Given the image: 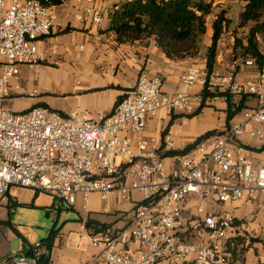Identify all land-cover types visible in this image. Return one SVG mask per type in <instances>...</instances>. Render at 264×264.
Returning <instances> with one entry per match:
<instances>
[{
  "label": "built area",
  "instance_id": "2783aa9c",
  "mask_svg": "<svg viewBox=\"0 0 264 264\" xmlns=\"http://www.w3.org/2000/svg\"><path fill=\"white\" fill-rule=\"evenodd\" d=\"M103 17L104 10L91 4L74 11L75 20L96 26ZM59 20L42 0H0V202L12 186L47 191L59 199L58 209L74 207L80 199L87 209L93 193L105 201L117 195L133 201L134 213L120 230L90 234L93 245H103L104 264L231 263L242 233L222 205L264 193V161L257 164L242 140L244 134L264 140V57L260 64L251 56L242 59L256 68V76L244 80L236 77V61L226 74L213 71L209 79L198 66L185 71L181 80L190 88H204L208 81L210 89L228 92L232 103L254 97L257 104L243 108L223 133L197 143L168 168L164 154L174 141L169 135L162 141L146 136L148 119L161 110L193 112L194 98L186 91L165 93L159 75H140L113 112L97 118L43 105L24 111L5 107L11 91L21 87V66L46 59L47 50L38 43ZM195 218L199 221L193 223ZM37 246L36 258L47 253ZM16 262L34 264L35 259Z\"/></svg>",
  "mask_w": 264,
  "mask_h": 264
},
{
  "label": "crops",
  "instance_id": "0c3cea01",
  "mask_svg": "<svg viewBox=\"0 0 264 264\" xmlns=\"http://www.w3.org/2000/svg\"><path fill=\"white\" fill-rule=\"evenodd\" d=\"M124 1L126 0H63L54 5L53 9L59 15V25L38 43L39 47L47 50L46 59L38 64L21 66V87L13 89L9 97L18 99L17 107L13 110L24 111L35 105H43L65 115L86 113L91 118H97L102 112H113L119 97L136 85L140 75H159L163 79L165 93L186 91L193 95L194 111H159L148 119L146 136H155L162 141L164 136L169 135L174 141L172 150L179 151L209 131L223 133L229 126L226 124L227 105L222 109L224 113L221 115L215 114L214 108L207 105L197 112L202 101L203 87L190 88L182 82L181 76L190 66H198L206 71V51L211 42L212 22L221 12H224L232 24L219 41L214 73L226 74L230 65L236 61L235 73L238 79L256 76V68L245 65L243 60H235L234 54L232 30L237 29L242 34L252 25L248 23L244 27L238 26L242 22L245 2L208 0L212 1V7L206 16L207 31L203 35L206 38L203 46H199V52L195 56L181 54L170 58L158 47L154 37L119 44L115 36L107 31L110 12L114 6H119ZM81 4H91L104 10L103 21L99 26L75 20L74 11ZM53 48L58 52L56 55L51 52ZM53 81L59 84L58 88H54ZM25 97L27 100L21 102ZM57 97L62 100L57 102ZM256 104L257 100L249 97L245 108ZM202 113H206V119L199 118ZM240 115L235 118H240ZM150 124H154L153 132L150 131ZM242 140L247 143L254 161L257 164L263 162L264 140L252 138L248 134H244ZM178 156L180 155L165 158L168 168L174 165ZM134 197L140 199L141 195L135 193ZM126 202L133 203L121 200L117 195L105 201L98 193H93L87 209L83 208L81 199L77 207L88 211V218L98 220L107 225L106 229L116 231L124 228L132 219L128 217V212L121 209ZM192 208V203L186 206L190 216L194 212ZM222 208L235 216L236 225L242 233L239 237L241 243L236 245L234 257L229 264H264V193H258L253 199L245 195L239 200L223 204ZM2 217L0 226L10 227V218ZM119 220L125 222L122 228L116 225ZM90 234L89 231V241ZM56 246L55 240L54 247ZM54 247L51 251L52 264H104L100 257L103 245L95 246L93 253L86 258L80 257L73 249L56 254ZM4 257L3 254L0 255V262L4 261ZM188 259L192 261L193 256Z\"/></svg>",
  "mask_w": 264,
  "mask_h": 264
},
{
  "label": "trees",
  "instance_id": "16d2710c",
  "mask_svg": "<svg viewBox=\"0 0 264 264\" xmlns=\"http://www.w3.org/2000/svg\"><path fill=\"white\" fill-rule=\"evenodd\" d=\"M42 1L54 6L62 3L63 0ZM243 1L245 6L242 12V22L238 26L244 27L248 23L252 25L246 33L239 34L237 29L232 30L235 59H245L251 56L260 64L264 57L261 50V44L264 43V0ZM211 7L212 1L208 0H126L119 5L118 9L110 12V24L107 31L115 36L119 44L154 37L158 47L170 58L181 54L195 56L199 52L202 37L207 31L206 16L211 12ZM231 24L232 21L225 17L224 12L219 13L212 22L211 42L206 51L208 79L214 71L219 41L223 33L230 30ZM209 85L207 81L202 90V101L197 112L206 105L208 98L225 97L227 123L230 125V121L245 108L246 97L240 104H235L231 102L228 92L218 90L212 92ZM122 97L120 96L119 100ZM217 133L215 130L209 131L184 150H170L164 154V157L186 154L197 143ZM85 225L91 233L104 230L107 226L91 218L86 220ZM58 235L59 230L49 232L48 237L40 243L46 247L47 253H42L37 258L34 250L38 246L27 244L24 238L22 257L34 258L35 264H52L51 251ZM240 243L238 238L236 245Z\"/></svg>",
  "mask_w": 264,
  "mask_h": 264
},
{
  "label": "rangeland",
  "instance_id": "374dc122",
  "mask_svg": "<svg viewBox=\"0 0 264 264\" xmlns=\"http://www.w3.org/2000/svg\"><path fill=\"white\" fill-rule=\"evenodd\" d=\"M205 40L206 38L203 36L200 46H203ZM261 50L264 51V43L261 44ZM213 82H217V80ZM52 84L54 88L59 87L56 81H53ZM217 90L223 91L218 89V86L211 89L212 92ZM17 100L14 97L8 98L4 105L13 110L17 107ZM25 100H27L26 97L20 101ZM56 100L60 102L62 99L57 97ZM206 105L214 108L215 114L221 115L224 113L222 109L226 107L227 101L225 97L216 96L208 98ZM206 116V113H202L199 118L206 119ZM226 124L228 125L227 121ZM153 125L150 124V131L152 132L155 129ZM59 203L58 198L44 190L36 191L33 188L23 186L10 188L9 193L0 202V218L5 216L6 219L10 218L11 220L10 227L0 226V255L5 256L4 261L0 264H17L16 259L23 255V239H26L27 244L37 245L48 237L51 230H59V235L56 238L57 246L54 247L56 254L73 249L78 252L80 257L86 258L93 253L96 247L90 243L89 230L85 225L90 213L82 207L78 208L77 205L72 207L64 204L58 209ZM122 207V210L128 212V217H132L134 203L126 202ZM192 209L195 212V209ZM47 213L50 214L49 217H47ZM197 221L199 218H195L193 223ZM124 223V220H119L116 225L118 228H122ZM17 255L18 258H15Z\"/></svg>",
  "mask_w": 264,
  "mask_h": 264
},
{
  "label": "water",
  "instance_id": "95a60500",
  "mask_svg": "<svg viewBox=\"0 0 264 264\" xmlns=\"http://www.w3.org/2000/svg\"><path fill=\"white\" fill-rule=\"evenodd\" d=\"M49 216H50V214L47 213V217H49Z\"/></svg>",
  "mask_w": 264,
  "mask_h": 264
}]
</instances>
